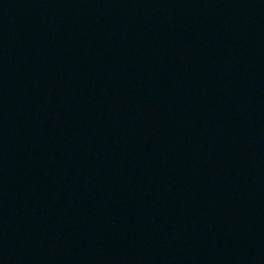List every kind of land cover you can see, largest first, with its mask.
Returning a JSON list of instances; mask_svg holds the SVG:
<instances>
[{
    "label": "water",
    "instance_id": "obj_1",
    "mask_svg": "<svg viewBox=\"0 0 264 264\" xmlns=\"http://www.w3.org/2000/svg\"><path fill=\"white\" fill-rule=\"evenodd\" d=\"M0 264H264V0H0Z\"/></svg>",
    "mask_w": 264,
    "mask_h": 264
}]
</instances>
